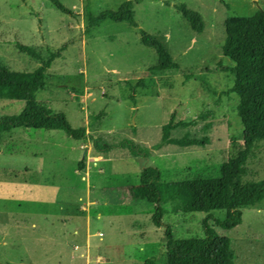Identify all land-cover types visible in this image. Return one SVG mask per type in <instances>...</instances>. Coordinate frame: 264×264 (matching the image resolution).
<instances>
[{
  "label": "rangeland",
  "instance_id": "374dc122",
  "mask_svg": "<svg viewBox=\"0 0 264 264\" xmlns=\"http://www.w3.org/2000/svg\"><path fill=\"white\" fill-rule=\"evenodd\" d=\"M0 0V64L11 72H32L39 63L15 43L46 48L67 45L48 72L36 100L85 127L88 141L58 130L16 129L0 146V264H166L165 229L183 240L203 237V221L229 240L234 264H264V200L242 209L231 230L215 225L225 212H173L164 206L163 226L151 221L154 205L131 198L146 166L165 182L218 178L221 164L243 143L234 76L222 71L232 61L222 54L228 17H250L264 0H142L134 6L137 27L103 22L85 34L87 6L97 16L125 0ZM199 13L197 33L174 8ZM141 31L158 39L179 65L152 71L157 56L140 42ZM194 74L197 77L186 78ZM139 81L143 85L139 86ZM135 87L132 92L131 87ZM133 95L134 101L130 98ZM24 102L0 99V117L18 114ZM194 122L173 137H208L203 147L160 145L161 128L172 113ZM115 148L97 153L93 141ZM131 140L148 151L134 158L120 147ZM85 159L84 170L78 163ZM247 181L264 178V141L247 161Z\"/></svg>",
  "mask_w": 264,
  "mask_h": 264
},
{
  "label": "trees",
  "instance_id": "16d2710c",
  "mask_svg": "<svg viewBox=\"0 0 264 264\" xmlns=\"http://www.w3.org/2000/svg\"><path fill=\"white\" fill-rule=\"evenodd\" d=\"M142 0H125L117 10L103 11L95 16L87 6V25L85 34H90L103 22L109 20L115 23H127L137 27L134 19V6ZM52 4L62 13L73 15L58 0ZM174 8L188 22L191 29L197 33L204 30L201 15L184 4H176ZM225 40L222 54L232 61L231 67H222V71L234 76L230 89L238 97L237 116L243 126V143L236 145L232 138L231 144L236 152L231 154L220 167L218 178H196L165 182L161 171L154 166H146L140 172L139 184L125 188V192L133 199L143 200L154 205L151 216L154 226H163L166 214L164 206L168 203L173 212L211 213L225 212L222 220H216L215 225L222 230H231L242 223V209L254 207L264 200V178L257 181H247V161L252 153L264 141V10L257 11L250 17L232 16L225 21ZM140 42L143 46L155 51L156 63L152 71L178 70L179 65L173 61L164 45L154 36L141 31ZM16 49L36 60L39 66L32 72H11L0 64V99L24 102L23 109L18 114L0 117V146L4 136L13 130H58L77 141H88L85 127L73 128L66 115L55 112L48 105L36 100L35 93L42 91L48 85V72L55 61L66 51L67 45L59 48H46L41 52L34 46L15 43ZM197 77L194 74L186 78ZM198 78V77H197ZM142 86V81H139ZM132 92L135 87H131ZM134 101L133 95L130 96ZM194 122L175 119V113L161 128L160 145L169 144L178 147H203L209 143L208 137H190L184 134L173 137L172 132L178 128H188ZM97 153H108L115 148L103 143L99 138L93 141ZM120 147L128 150L134 158H147V150L139 147L131 140L123 141ZM85 159L78 163V169L84 170ZM203 221V237L179 240L174 238L170 226L165 229L166 264H234V251L229 240L217 233ZM145 264H153L147 260Z\"/></svg>",
  "mask_w": 264,
  "mask_h": 264
}]
</instances>
